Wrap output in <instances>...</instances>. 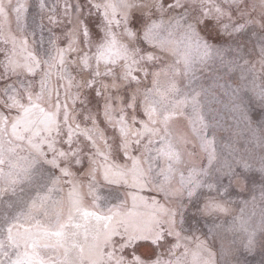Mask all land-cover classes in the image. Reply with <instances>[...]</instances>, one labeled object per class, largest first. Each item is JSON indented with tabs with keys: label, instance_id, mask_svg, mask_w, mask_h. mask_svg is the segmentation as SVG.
Instances as JSON below:
<instances>
[{
	"label": "snow or ice",
	"instance_id": "snow-or-ice-1",
	"mask_svg": "<svg viewBox=\"0 0 264 264\" xmlns=\"http://www.w3.org/2000/svg\"><path fill=\"white\" fill-rule=\"evenodd\" d=\"M0 264H264V0H0Z\"/></svg>",
	"mask_w": 264,
	"mask_h": 264
},
{
	"label": "rangeland",
	"instance_id": "rangeland-1",
	"mask_svg": "<svg viewBox=\"0 0 264 264\" xmlns=\"http://www.w3.org/2000/svg\"><path fill=\"white\" fill-rule=\"evenodd\" d=\"M214 107H218L217 105H214ZM229 123H232V121H228ZM221 135L223 136V137H228L229 135H231V133H229V132H227V131H222L221 132ZM246 135V134H245ZM244 144V135H241L240 137H239V140H238V145L239 146H242ZM257 179H259V175L257 174ZM260 259V257L259 256H257L256 258H255V260L256 261H258Z\"/></svg>",
	"mask_w": 264,
	"mask_h": 264
}]
</instances>
